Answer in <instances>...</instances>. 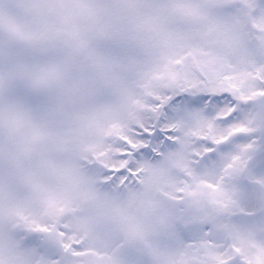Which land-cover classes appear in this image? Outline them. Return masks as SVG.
Segmentation results:
<instances>
[{"label": "rangeland", "instance_id": "1", "mask_svg": "<svg viewBox=\"0 0 264 264\" xmlns=\"http://www.w3.org/2000/svg\"><path fill=\"white\" fill-rule=\"evenodd\" d=\"M3 1L35 11L23 41L51 14L64 62L47 100L7 96L0 264H264V0L251 24L232 0Z\"/></svg>", "mask_w": 264, "mask_h": 264}, {"label": "flooded vegetation", "instance_id": "2", "mask_svg": "<svg viewBox=\"0 0 264 264\" xmlns=\"http://www.w3.org/2000/svg\"><path fill=\"white\" fill-rule=\"evenodd\" d=\"M9 0H4L2 3L4 5H8ZM56 0H54L55 3ZM263 0H254L253 5H247L245 1L243 0H232V5L235 7H242V9H245L246 16L245 20H249L250 24L251 21H255V16L258 14H255L256 12H259L261 10V5ZM6 3V4H5ZM145 5L142 7H145L146 9L150 10L152 7L147 8L146 2H143ZM25 4V5H23ZM29 4V3H28ZM28 4L22 3L21 1L16 3V7L19 11H21L23 14L20 16H17L19 19H16V16L7 15L2 22H0V70H18L21 71V74L18 76L17 79H9L5 77L4 72H0V84L3 87L2 93H0V155H5L6 150H8V153L10 154L13 148L18 147L17 144H21V142L17 141V139L22 135L25 134L24 127H18L16 125L15 119L11 116L9 112V102L7 96L9 93H13L17 90L18 86H22L24 88L25 84L32 88L36 95L41 99L44 100L52 96V91L56 87L58 80V70L60 67H62L64 59H63V35L62 29H59L58 25H56L52 19V16L50 14L51 19V28H54L53 30H44V29H38L35 31H32L31 36L28 37V40L23 41L20 35H14L15 30H9V28L12 27L15 19L17 21H30L31 18L37 17L35 11L30 7H28ZM15 5V4H14ZM54 6H56L54 4ZM141 6V4H140ZM153 9V8H152ZM251 12H253L251 14ZM9 16V17H8ZM8 18V19H7ZM230 23H228L229 25ZM231 25V24H230ZM251 26V25H250ZM259 27H261L259 25ZM256 28V27H255ZM253 29L252 33L253 35H258L259 40H261V36L264 37V30L263 29ZM18 34L21 33V31H17ZM53 39H56L59 45L56 46V48H49L51 41ZM257 40V39H256ZM262 40L257 45H261ZM54 67L56 69L55 73H53V77L55 79V86L47 92V94H40L35 90V82L32 81V79L29 77V74L31 73V70L34 69H40L41 67ZM27 70L26 75L27 78H23L24 74L23 71ZM25 72V71H24ZM252 85V83H251ZM254 87V85H252ZM251 91L253 89L251 88ZM239 95V94H237ZM206 96V95H205ZM215 97H225L228 96V94H216ZM218 99V102H222L224 99ZM232 106H235L232 102H230ZM229 141V139H226V142ZM31 146L30 142H24V147ZM20 147V146H19ZM18 147V148H19ZM26 148V147H25ZM28 167H30V164H28ZM7 171V167L3 165L1 158H0V176L5 175L4 172ZM6 177V176H5ZM6 178L0 177V188L7 194L11 193V187L4 186V183L6 185ZM4 181V183H3ZM10 180L9 183L10 184ZM7 184V185H8ZM3 203V202H2ZM11 207V206H9ZM8 207H4L3 204L0 206L1 209H7Z\"/></svg>", "mask_w": 264, "mask_h": 264}, {"label": "water", "instance_id": "3", "mask_svg": "<svg viewBox=\"0 0 264 264\" xmlns=\"http://www.w3.org/2000/svg\"><path fill=\"white\" fill-rule=\"evenodd\" d=\"M39 69L31 70V73L29 74L30 78L35 82V89L38 91V93L41 94H47L49 90L52 89V87L55 85V80L53 76L51 75L46 81L42 83H38L36 79V73ZM130 225V221H125L123 223L124 228H128Z\"/></svg>", "mask_w": 264, "mask_h": 264}, {"label": "snow or ice", "instance_id": "4", "mask_svg": "<svg viewBox=\"0 0 264 264\" xmlns=\"http://www.w3.org/2000/svg\"><path fill=\"white\" fill-rule=\"evenodd\" d=\"M56 69L54 67H41L36 73V79L38 83L46 81ZM210 98V97H201V99Z\"/></svg>", "mask_w": 264, "mask_h": 264}, {"label": "bare ground", "instance_id": "5", "mask_svg": "<svg viewBox=\"0 0 264 264\" xmlns=\"http://www.w3.org/2000/svg\"><path fill=\"white\" fill-rule=\"evenodd\" d=\"M254 85V84H253ZM254 87H256V86H254ZM233 252H232V255L234 256L235 255V253H236V251L235 250H232Z\"/></svg>", "mask_w": 264, "mask_h": 264}]
</instances>
